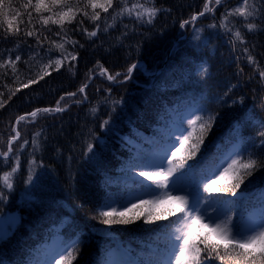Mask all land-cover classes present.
Masks as SVG:
<instances>
[{"label":"trees","instance_id":"trees-1","mask_svg":"<svg viewBox=\"0 0 264 264\" xmlns=\"http://www.w3.org/2000/svg\"><path fill=\"white\" fill-rule=\"evenodd\" d=\"M13 3L21 4L23 0ZM204 3L205 0H155L161 11L151 24L124 17L115 27L93 38L82 30H93L87 18H83V26L79 16L65 23L67 38L78 41L74 49L65 45L78 57L72 62L74 67L69 68L66 62L59 71L22 88L0 109V136L6 141L18 116L37 108H54L61 96L77 92L76 97L60 101L65 111L40 113L34 123L20 125L22 139L30 144L20 154L21 167L13 190L9 192L0 183L6 197L0 201V215L16 217L0 239V264H43L56 238L65 244L76 242L78 252L73 253L76 258L71 264H107L110 249L122 247L139 262L162 256L168 245L165 232L171 230L168 226L175 217L156 224L140 220L109 226L101 222L98 212L105 203L124 202L143 190L142 181L151 183L138 176L145 167L130 165L146 163L165 143L172 125L190 108L217 114L196 159L226 152L229 145L240 140L245 142V148L251 143L259 144L258 132L264 130V78L259 76V70H264V7L261 0H256L261 9L256 17L248 21L230 18L229 27L239 29L244 36L242 44L219 27L225 10L236 7L238 0H221L214 13L206 14L194 25L181 27L203 9ZM33 23L41 28L35 19ZM246 23H255L256 30L249 32L244 27ZM213 24L217 27H210ZM59 30L60 26L49 24L41 38L47 36L60 42V37L54 35ZM4 35L0 24V37ZM48 47L45 44L37 48L35 36L0 38V52L10 49L13 56L16 52L21 55L16 75L22 82H27V77L34 76L39 68L30 61L33 69L27 71L23 61L30 55L38 52L36 60L40 63H46L48 56H60L56 50L46 56ZM245 47L258 61V67L248 60ZM133 63L138 68L130 79H124L123 74ZM101 66L111 74L122 75L116 82L108 81L99 75ZM90 77L93 78L89 80ZM14 80L10 71L7 76L0 74L3 99H8V88L19 87ZM86 82L89 87L84 99L78 89ZM109 118L110 124L102 126ZM37 132L39 148L34 152L31 141ZM89 144L93 145L92 152L87 151ZM33 158L40 166H31L34 180L29 185L26 180ZM9 170V165L0 164V172ZM240 193L246 199L240 200ZM262 193L264 169L246 179L237 197L226 198L251 212L258 209ZM172 207L167 204L159 211ZM208 264L219 262L212 260Z\"/></svg>","mask_w":264,"mask_h":264},{"label":"snow or ice","instance_id":"snow-or-ice-1","mask_svg":"<svg viewBox=\"0 0 264 264\" xmlns=\"http://www.w3.org/2000/svg\"><path fill=\"white\" fill-rule=\"evenodd\" d=\"M220 4L221 0H205L203 9L192 15L190 20L184 21L181 27L194 25L201 17L214 13ZM261 7H264V0H261ZM160 11L161 9L155 6V0H23L21 4H14L13 0H0V24L4 26L5 32L0 38L6 40L9 36H35L37 48L49 45L45 52L46 56L54 50L60 53L58 58L48 56L46 63L36 60L38 52L35 56L30 55L23 61L27 71L32 72L33 69L30 61H35L39 68L34 76L27 77V82H22L20 76L16 75L17 64L22 60L21 55L16 52L13 56V50L10 49L0 52V70H3L0 74L7 76L10 71L15 77L14 82L19 83L15 90L8 88L7 100L3 99L4 93L0 92V109L4 108L8 100L22 88L38 83L51 75L52 71H59L66 62L69 68L74 67L72 62L78 57L74 51H68L65 45L70 44L74 49L78 41L67 38L65 23L70 24L79 16L82 17L79 23L83 26V18H87L92 22L93 30L89 31L88 28L82 30L89 38H93L101 31L107 32L108 29L115 27L117 21L124 17L151 24ZM260 11L256 0H238L236 7L225 10L219 27L232 33L234 42L243 44L245 40L241 31L239 29L233 31V27H229L230 18L242 17L244 21H248L250 17H256ZM34 19L41 25L40 29L36 28ZM109 19L111 23L108 22ZM21 24L24 25L23 29L20 27ZM49 24L60 26V30L54 33L60 37V42L49 40L47 36L41 38L42 30ZM210 27L215 28L217 25L213 24ZM244 27L251 32L256 30L257 25L246 23ZM243 51L248 54V60L258 67V61L249 49L245 47ZM40 59L43 60L44 57ZM137 68V63L131 64L123 74L124 79H130ZM99 75L108 81L116 82L122 74H111L107 68L101 66ZM259 76L264 78V70H259ZM88 87L89 83L86 82L78 89V93L82 94L84 99H87ZM76 96L77 92H69L61 96L60 101L65 100V97ZM60 101H57L54 108H37L18 116L10 126L11 131L7 134V140L0 136L2 145L0 164L10 166L9 171L0 172V183L9 192L13 190L16 174L20 171V154L30 144L29 140L22 139L20 125L22 122L34 123L40 113L65 111L66 108L61 106ZM198 113L192 112L182 117L175 131L168 134L165 143L146 163L137 162L130 165L150 169L138 173L144 181L151 182L150 184L141 182L142 195L119 204L105 203L101 206L98 217L103 224L109 226L130 225L140 220L145 224H156L161 220L175 217L168 226L171 230L165 232L168 245L162 256L144 262L122 261L118 264H208L212 260L218 261L219 264H264V193L259 197V207L255 212H249L247 208L239 207L236 200L226 198L237 197L246 179L264 169V130L258 132L261 138L259 144L251 143L245 148L243 147L245 142L240 140L226 152L212 157L204 154L196 159L201 152L205 135L217 116L204 108L199 109ZM110 122L109 118L103 121L102 126L107 127ZM261 128L264 129V123L261 124ZM39 136L40 133L37 132L31 141L34 152L39 148L36 139ZM87 151L92 152L93 145L89 144ZM32 165L40 166L34 158L31 160L26 180L29 185L33 184L34 180ZM5 199L4 191L0 190V201ZM239 199H246L244 193H240ZM162 204H171L173 207L161 212L159 208ZM9 222L15 223V218ZM171 225L176 226L172 228ZM5 235L3 223L0 222V239ZM74 252H78L76 242L62 247L57 255L45 264H71L76 258Z\"/></svg>","mask_w":264,"mask_h":264},{"label":"rangeland","instance_id":"rangeland-1","mask_svg":"<svg viewBox=\"0 0 264 264\" xmlns=\"http://www.w3.org/2000/svg\"><path fill=\"white\" fill-rule=\"evenodd\" d=\"M198 110L197 108L193 107V108H190L185 114L184 116H187L189 113H192V112H197L198 113ZM199 114V113H198ZM177 123H174L171 127V130L172 131H175V127H176ZM186 126V125H185ZM235 145V144H234ZM232 145L230 149L233 148ZM146 170H150L148 168H146ZM143 194V191H139L133 195H131L130 197H128L125 201H128V200H132L134 197L138 196V195H142ZM145 198H148V197H145ZM124 201V202H125ZM110 204H115V203H110ZM164 205H167V204H162L160 207L164 206ZM209 211H211V209H209ZM256 211V210H255ZM253 211V212H255ZM12 218H15V221H16V217L15 215H12V214H8V215H0V222L3 223V226H4V230L5 232L7 233L8 230L10 229L11 226L14 225V223H10L9 221L12 219ZM68 244H65L61 241L60 238H57L55 239L52 244L50 245L49 247V253H48V260H50L53 256H56L57 255V252L58 250H60L62 247L64 246H67ZM70 250V249H69ZM122 252L116 248H112L110 249L109 251V257H108V260H107V264H118V262H122L124 261V259L122 258ZM58 258V257H57ZM47 260V261H48ZM45 264V262L43 263Z\"/></svg>","mask_w":264,"mask_h":264}]
</instances>
